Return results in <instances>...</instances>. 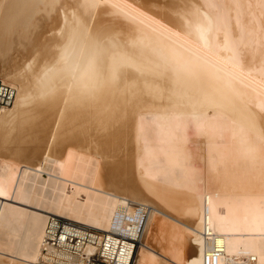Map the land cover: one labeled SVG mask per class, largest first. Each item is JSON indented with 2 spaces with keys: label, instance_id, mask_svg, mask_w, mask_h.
Here are the masks:
<instances>
[{
  "label": "bare ground",
  "instance_id": "1",
  "mask_svg": "<svg viewBox=\"0 0 264 264\" xmlns=\"http://www.w3.org/2000/svg\"><path fill=\"white\" fill-rule=\"evenodd\" d=\"M0 80V264L131 202L134 264H264V0H0Z\"/></svg>",
  "mask_w": 264,
  "mask_h": 264
},
{
  "label": "built area",
  "instance_id": "2",
  "mask_svg": "<svg viewBox=\"0 0 264 264\" xmlns=\"http://www.w3.org/2000/svg\"><path fill=\"white\" fill-rule=\"evenodd\" d=\"M16 95V89L0 80V114L12 107ZM149 215L148 206L131 202L115 212L108 231L50 216L38 264H134ZM201 235L206 244L203 264H222L226 244L213 231L208 216ZM255 262L254 257L248 260L249 264ZM229 264L241 262L235 259Z\"/></svg>",
  "mask_w": 264,
  "mask_h": 264
},
{
  "label": "rangeland",
  "instance_id": "3",
  "mask_svg": "<svg viewBox=\"0 0 264 264\" xmlns=\"http://www.w3.org/2000/svg\"><path fill=\"white\" fill-rule=\"evenodd\" d=\"M199 137H201V133H199ZM196 142V141H195ZM194 142V143H195ZM200 145V146H199ZM204 141H203V144H198V146L196 147V149H197V151L198 152H201V151H203L204 150ZM202 147V148H201ZM4 156H8L7 154H4ZM97 212H94V216H97Z\"/></svg>",
  "mask_w": 264,
  "mask_h": 264
}]
</instances>
